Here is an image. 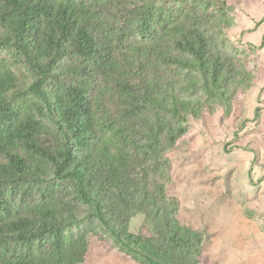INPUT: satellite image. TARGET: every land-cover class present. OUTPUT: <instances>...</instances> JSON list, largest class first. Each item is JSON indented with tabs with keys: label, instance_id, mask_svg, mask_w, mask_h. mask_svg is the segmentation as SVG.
<instances>
[{
	"label": "trees",
	"instance_id": "obj_1",
	"mask_svg": "<svg viewBox=\"0 0 264 264\" xmlns=\"http://www.w3.org/2000/svg\"><path fill=\"white\" fill-rule=\"evenodd\" d=\"M231 1L0 0V264H205L166 151L261 82Z\"/></svg>",
	"mask_w": 264,
	"mask_h": 264
},
{
	"label": "rangeland",
	"instance_id": "obj_2",
	"mask_svg": "<svg viewBox=\"0 0 264 264\" xmlns=\"http://www.w3.org/2000/svg\"><path fill=\"white\" fill-rule=\"evenodd\" d=\"M260 2L232 0V11L242 18L252 8L261 14ZM252 13L249 18L257 20ZM260 23L248 37L251 43L264 36V20ZM236 30L227 33L234 43L241 42ZM248 67L261 82L236 96L231 114L219 111L189 123L186 136L166 151L171 163L167 192L178 200L181 223L203 234L205 264H264V46ZM141 221L140 214L133 216L132 233ZM88 242L84 264H134L96 237Z\"/></svg>",
	"mask_w": 264,
	"mask_h": 264
},
{
	"label": "crops",
	"instance_id": "obj_3",
	"mask_svg": "<svg viewBox=\"0 0 264 264\" xmlns=\"http://www.w3.org/2000/svg\"><path fill=\"white\" fill-rule=\"evenodd\" d=\"M260 4L262 5L263 10H264V0H261ZM252 9H249L250 11L247 10V13L243 14V18L241 16L237 17V21H236L237 23H236L235 29H237L236 33L241 37L242 43L251 44V45H259L261 41L254 44L248 40V37L250 35H253L254 30L259 29L262 26L263 23H260V24L258 23L264 20V11H262V13L260 14V12L256 10L257 8H254L253 10ZM252 12H255L257 13V15H259V17L256 16L257 20H253L252 18H249L250 15H253ZM256 24H258L259 26L258 25L256 26ZM261 39L262 37L260 36V40ZM260 87H263V86L261 85Z\"/></svg>",
	"mask_w": 264,
	"mask_h": 264
}]
</instances>
